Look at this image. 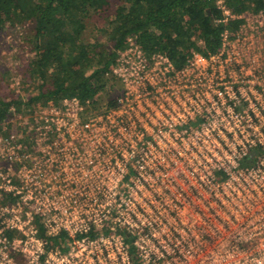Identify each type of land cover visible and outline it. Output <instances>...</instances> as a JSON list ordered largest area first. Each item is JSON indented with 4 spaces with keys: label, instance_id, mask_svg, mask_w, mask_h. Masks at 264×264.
I'll list each match as a JSON object with an SVG mask.
<instances>
[{
    "label": "built area",
    "instance_id": "2783aa9c",
    "mask_svg": "<svg viewBox=\"0 0 264 264\" xmlns=\"http://www.w3.org/2000/svg\"><path fill=\"white\" fill-rule=\"evenodd\" d=\"M217 5L238 28L182 66L129 37L108 110L27 106L17 82L0 264H264V8Z\"/></svg>",
    "mask_w": 264,
    "mask_h": 264
},
{
    "label": "trees",
    "instance_id": "16d2710c",
    "mask_svg": "<svg viewBox=\"0 0 264 264\" xmlns=\"http://www.w3.org/2000/svg\"><path fill=\"white\" fill-rule=\"evenodd\" d=\"M17 1L0 0V29L21 25L30 33L18 67L21 90L29 95L27 106L58 105L68 96L78 97L89 109L108 110L123 91L121 81L110 72L117 51L128 45L129 37H137L145 50L165 52L176 66H182L194 51H217L223 31L238 28L242 21L224 22L218 0H119L109 18L110 50L99 42L85 43L83 34L85 19L92 12H106L113 0H25L29 5L13 9ZM224 1L236 14L264 8V0ZM3 94L0 91V131L10 108L19 109L24 103L20 94L10 100Z\"/></svg>",
    "mask_w": 264,
    "mask_h": 264
},
{
    "label": "rangeland",
    "instance_id": "374dc122",
    "mask_svg": "<svg viewBox=\"0 0 264 264\" xmlns=\"http://www.w3.org/2000/svg\"><path fill=\"white\" fill-rule=\"evenodd\" d=\"M119 0H113V7L110 6L106 12L103 10L92 12L86 19V29L83 34L85 43L94 44L96 42L101 43L104 47L113 50V40L111 38L110 30L112 29L110 16H113L117 9ZM29 5L27 1L20 0L14 2L12 8L15 9L18 6ZM10 26V25H9ZM29 28V27H28ZM3 29V30H1ZM0 29V86L1 92H4V96L10 100L12 97H16L17 82L21 83L20 73L18 67L23 63L21 57L22 50L24 51L27 46L28 31L21 27H1ZM6 93V94H5ZM25 98H29V95L23 92ZM23 96H21L22 98ZM12 98V99H13Z\"/></svg>",
    "mask_w": 264,
    "mask_h": 264
}]
</instances>
